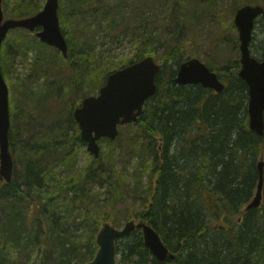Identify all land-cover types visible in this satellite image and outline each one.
Returning <instances> with one entry per match:
<instances>
[{"label": "trees", "instance_id": "16d2710c", "mask_svg": "<svg viewBox=\"0 0 264 264\" xmlns=\"http://www.w3.org/2000/svg\"><path fill=\"white\" fill-rule=\"evenodd\" d=\"M234 2L238 9L263 0ZM117 6L104 3L102 19L107 20L109 12H121L122 6ZM70 7L74 16L82 15L83 9L92 15L96 9L92 0L72 1ZM41 8V0H15L11 16L34 15ZM150 21L152 39L159 42L163 28L154 18ZM164 27L169 35L175 34ZM106 29L103 25L96 30L110 35ZM72 40L67 39L68 54L75 62L70 72L62 67L66 58L59 50L40 42L43 53L51 49L56 59L36 62L28 78L33 80V73L37 76L39 71L47 80L53 78L34 93L36 104L27 94L12 98L14 114L21 102L27 105L21 107L26 125L18 131L19 143L14 140L15 127L9 131L13 158L23 163L24 170L18 173L15 167L10 183L0 180V264H48L49 259L52 264L89 262L97 252L96 236L103 222L120 224L141 216L175 257L158 262L146 249L142 232L136 230L117 241L118 264H264V198L259 208L245 210L256 193L264 135L255 134L249 125V91L239 76L240 60L211 67L226 83L221 93L201 84L177 83V69L164 63L156 81L158 90L146 102L140 120L121 126L115 140L102 139L108 151L76 171V143H86L73 118L79 101L73 98L79 94L80 81L87 86L93 83L85 95L95 94L117 68L104 67L96 56L74 53ZM143 43L135 59L118 68L157 53ZM33 47L26 37L18 36L15 45L3 49L2 63L26 56ZM170 47L172 43L167 44L171 51ZM25 84L29 88V82ZM46 99L72 101L64 125L52 127L51 134L44 129L42 101ZM33 110L39 112L35 118ZM52 110L48 108V114ZM54 131L62 134L52 136ZM66 164L70 169L60 177L57 168ZM130 186L135 201L142 199V210L134 214L124 208L132 194ZM96 188H105L108 197L100 199ZM37 247L43 255L34 260L31 254ZM16 249L18 254L11 259Z\"/></svg>", "mask_w": 264, "mask_h": 264}, {"label": "rangeland", "instance_id": "374dc122", "mask_svg": "<svg viewBox=\"0 0 264 264\" xmlns=\"http://www.w3.org/2000/svg\"><path fill=\"white\" fill-rule=\"evenodd\" d=\"M72 1L76 0H59V20H61L60 26L62 32L67 39L68 37H72V44L75 50L74 53L79 51L78 54L86 53L87 56L91 58L96 56L100 60L99 63L106 68L109 67L112 69V67H116L118 69L119 65L124 64L123 62L129 61V59L132 58L135 59L137 53L141 49L140 46L145 45L143 42L149 45V50H158L153 56L159 63H167L168 66H172L173 68H177L178 61L182 60L181 62H183L187 58L196 56L209 67H213V65L225 66L228 62H231L232 59H240L238 47L239 35L234 24L237 2H234V0H92V5L96 7L92 15H87V12L83 9L82 15L78 16H74L71 13L73 11L70 7ZM95 1L96 3H94ZM7 2L9 7L4 6L5 16L6 18H12L11 10L15 0H7ZM46 2L47 0H41L42 8L45 6ZM104 3L105 5L109 3L114 5L117 3V7L122 6V11L109 12L112 14L107 17V20H104L100 13ZM84 5L78 8H82ZM151 18H154V21L158 22L157 27L163 28L159 36L161 40L159 42H157L158 40L155 38L152 39V21L149 23ZM103 25L107 26L106 30L111 32L110 35L108 33L103 35L102 32H97L96 29ZM164 26L170 27L175 34L173 36L169 35L165 31ZM8 34L9 35L4 41L3 49L7 47V45H15L18 36L26 37L30 44H34V47L32 49L30 48L26 56L18 55L16 59H7L5 64L4 61L2 63L1 57V68L3 69L4 79L7 80L10 90V124L11 128L12 126L15 127L13 131L14 140L19 143L20 137L18 131L26 125L21 107L27 105L25 103L24 106V102H21L20 107L18 106L15 111L17 113L14 114L12 112V98H20L27 94L28 100L34 101L36 104L37 100L33 98L34 93H38L40 91V86L50 81L53 77L51 76L49 80H47L48 77L41 71L37 73V76L33 73L36 79L33 77V80H29L28 76L32 72H35V65L39 60L43 61L45 59L48 62L51 59H56V56L51 52V49L49 54L43 53L44 50H42V44H40L41 41L36 32L31 33L27 29H15ZM34 37L40 42L36 40L32 41ZM168 43H172V47H170L171 51L167 49ZM251 46L253 55L262 59V54L264 52V20L258 22ZM62 56L61 54V58ZM70 57L71 56L65 59L62 66L66 68L67 72H70L73 64H75L74 61L71 62L73 59ZM59 60L61 59L59 58ZM76 65L77 67L80 66L77 63ZM26 82H29V88H27ZM91 88H93L92 82L87 86L80 81L78 89L79 94L75 95L73 98L79 100L77 105L84 99L86 96L85 94L90 92ZM99 89L100 87L97 88L96 93L92 95H97ZM80 97H82L81 100ZM50 100L46 99V101H42L45 112L44 117L46 118L44 119V129L48 134L52 133V127L59 128L60 125H64V119L70 111V105L72 104V101L59 103L51 100L53 101L52 103ZM32 108L33 107H31V109ZM48 108L51 110L52 108L54 109L51 114H48ZM31 112V116L34 118L36 115H39V112L35 110ZM59 133L62 134V132L54 131L52 136H58ZM69 138L73 140L71 137ZM101 146L102 151H108L105 143H101ZM92 157H94V154L87 149V145L84 146L76 143L74 152V160H76L74 162L75 170L86 168L88 163L92 160ZM15 167L18 173L24 170V165L20 161L15 163ZM67 169H70L67 164L58 166V175H60V177H65ZM132 187L133 186H130V192L132 194L128 197L129 201L126 202L127 204L124 208L129 207L130 212L134 214L137 209L142 210L140 209L142 199L140 198L135 201L136 196H134V192H132ZM96 194L100 199L108 197L105 188H96ZM132 219L136 220L137 218ZM110 222L112 224L114 223L118 228H122L126 220L120 224H116L113 221ZM17 254L18 251L16 249L11 259H14ZM42 255L43 253L39 252V247L31 254L34 260L37 259L36 257H41ZM120 259L121 256L119 260ZM48 264H52V259L48 260Z\"/></svg>", "mask_w": 264, "mask_h": 264}, {"label": "water", "instance_id": "95a60500", "mask_svg": "<svg viewBox=\"0 0 264 264\" xmlns=\"http://www.w3.org/2000/svg\"><path fill=\"white\" fill-rule=\"evenodd\" d=\"M58 8L59 0H47L44 8L36 15L26 18H5L3 0H0V55L8 32L19 27L31 32L41 28L37 36L44 43L55 46L68 56V43L61 31ZM263 13V5H243L236 11L234 19L241 46L239 76L246 81L249 91V125L251 130L259 136L264 135V53L262 60L252 56L250 44L253 39L255 19ZM160 69L161 65L151 55L111 72L99 94L86 96L74 109V119L79 123L81 137L88 143V149L96 157L100 155L101 146L98 143L100 138L116 139L120 124L137 121L143 115L144 104L158 90L156 80ZM177 72L175 81L182 85L200 83L219 93L226 87L218 74L198 57L187 59L180 65ZM9 96L10 90L7 80L4 79L0 57V179L8 183L12 181L14 173V158L9 140L11 127ZM257 170H259L257 193L248 203L246 210L259 208L262 204L263 158L258 162ZM137 229L143 232L145 247L157 261L167 262L175 257V254L170 252L169 247L163 242L160 233L143 217L140 221H127L123 228H117L109 222L104 223L97 235L98 250L95 257L84 264H117L116 241L132 235Z\"/></svg>", "mask_w": 264, "mask_h": 264}, {"label": "flooded vegetation", "instance_id": "af4514ba", "mask_svg": "<svg viewBox=\"0 0 264 264\" xmlns=\"http://www.w3.org/2000/svg\"><path fill=\"white\" fill-rule=\"evenodd\" d=\"M263 2H264V0H263ZM260 20L261 21H263L264 20V15H262V17L261 18H259L258 20H256V26H258V22H260ZM256 28V27H255Z\"/></svg>", "mask_w": 264, "mask_h": 264}]
</instances>
